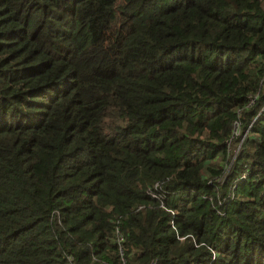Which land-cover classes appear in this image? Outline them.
Returning <instances> with one entry per match:
<instances>
[{
  "label": "trees",
  "instance_id": "obj_1",
  "mask_svg": "<svg viewBox=\"0 0 264 264\" xmlns=\"http://www.w3.org/2000/svg\"><path fill=\"white\" fill-rule=\"evenodd\" d=\"M0 264H264V0H0Z\"/></svg>",
  "mask_w": 264,
  "mask_h": 264
},
{
  "label": "rangeland",
  "instance_id": "obj_2",
  "mask_svg": "<svg viewBox=\"0 0 264 264\" xmlns=\"http://www.w3.org/2000/svg\"><path fill=\"white\" fill-rule=\"evenodd\" d=\"M237 133V132H236Z\"/></svg>",
  "mask_w": 264,
  "mask_h": 264
}]
</instances>
